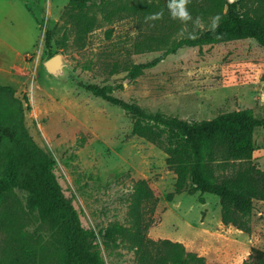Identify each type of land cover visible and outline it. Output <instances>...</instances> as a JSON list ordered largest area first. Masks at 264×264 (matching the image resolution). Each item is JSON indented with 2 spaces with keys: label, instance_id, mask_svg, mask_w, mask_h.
<instances>
[{
  "label": "rangeland",
  "instance_id": "1",
  "mask_svg": "<svg viewBox=\"0 0 264 264\" xmlns=\"http://www.w3.org/2000/svg\"><path fill=\"white\" fill-rule=\"evenodd\" d=\"M23 1L39 24L29 36L39 54L43 42L46 46V31L53 32L51 48L45 47L29 79L16 88L18 96L29 98L26 125L54 162L82 224L94 232L105 264H144L133 242L139 231L155 240L182 242L209 264H245L253 248L264 251V201L255 203L246 232L222 222L220 199L214 194H202L204 203L199 192H183L170 200L177 175L165 151L132 133L134 120L124 108L80 84L111 85L116 97L150 114L193 121L252 108L263 118L264 46L253 38L184 46L132 77L135 64L163 53L190 24L163 40L166 29L161 22H146L128 10L112 21L106 18V9L150 0L92 2L81 13L73 10L79 26L66 15L72 12L71 0ZM87 18L93 19V26L83 33ZM36 55L29 58L38 61ZM58 59L60 66L55 65ZM254 140L253 160L264 169V126L256 128ZM138 179H146L158 197L153 209L142 204L140 226L131 214ZM115 224L122 226L123 234L108 235ZM23 245L33 250L32 264H66L27 193L17 190L0 207V264H15L13 247Z\"/></svg>",
  "mask_w": 264,
  "mask_h": 264
},
{
  "label": "trees",
  "instance_id": "2",
  "mask_svg": "<svg viewBox=\"0 0 264 264\" xmlns=\"http://www.w3.org/2000/svg\"><path fill=\"white\" fill-rule=\"evenodd\" d=\"M98 0H71L66 15L79 26L81 13L90 3ZM106 5L115 0H100ZM167 0L145 1L116 10H107L110 21L122 10L145 20L150 14L163 10V18L156 20L166 29L163 40L179 30L182 23L170 18ZM189 10L193 17L200 16L203 26L197 29V37L184 36L174 40L160 55L150 61L138 63L130 70L135 77L144 69L156 66L169 54L184 46L223 43L253 38L264 46V0H192ZM219 15L221 21L215 32L209 30L211 18ZM93 19L82 25L83 33L89 32ZM53 32L46 31L45 44L51 48ZM264 78V75H263ZM94 95L119 105L134 120L132 133L147 139L167 154V164L177 175L175 189L168 194L170 200L176 194L187 192L211 193L219 197L222 222L250 231V216L257 201H264V169L254 160L256 148L254 132L264 126V117H258L252 108L225 111L212 119L187 120L162 113H147L136 103L128 102L113 94L111 85L80 83ZM29 98L17 95L10 85H0V207L14 191L27 193L32 207L43 225L52 231V243L61 252L66 264H105L101 250L94 243V232L84 227L78 210L63 191L55 172L54 162L36 141L26 125V106ZM158 197L146 179L135 182V194L131 214L140 226L143 219L141 206L156 205ZM123 234L121 225L115 224L108 235ZM138 258L144 264H209L205 257L186 250L179 241L168 238H148L137 232L133 239ZM14 263L32 264L33 250L23 245L14 249ZM245 264H264V251L253 248Z\"/></svg>",
  "mask_w": 264,
  "mask_h": 264
},
{
  "label": "crops",
  "instance_id": "3",
  "mask_svg": "<svg viewBox=\"0 0 264 264\" xmlns=\"http://www.w3.org/2000/svg\"><path fill=\"white\" fill-rule=\"evenodd\" d=\"M35 28L39 30V24L23 0H0V85L23 87L39 63L46 46L43 42L39 54L29 38ZM35 52L38 61L29 58Z\"/></svg>",
  "mask_w": 264,
  "mask_h": 264
},
{
  "label": "clouds",
  "instance_id": "4",
  "mask_svg": "<svg viewBox=\"0 0 264 264\" xmlns=\"http://www.w3.org/2000/svg\"><path fill=\"white\" fill-rule=\"evenodd\" d=\"M192 3V0H167V10L169 16L173 20H179L182 25L187 26L189 23L192 25V31L188 33L189 38L195 39L197 37V29H200L203 26V19L200 16L193 17L192 13L189 10V5ZM163 10L150 14L145 17V21H156L163 18ZM221 17L219 15L211 18V24L208 26L209 30L215 32L218 28ZM154 26V25H153Z\"/></svg>",
  "mask_w": 264,
  "mask_h": 264
},
{
  "label": "bare ground",
  "instance_id": "5",
  "mask_svg": "<svg viewBox=\"0 0 264 264\" xmlns=\"http://www.w3.org/2000/svg\"><path fill=\"white\" fill-rule=\"evenodd\" d=\"M60 59H58L57 63H55V65H59L60 66Z\"/></svg>",
  "mask_w": 264,
  "mask_h": 264
}]
</instances>
